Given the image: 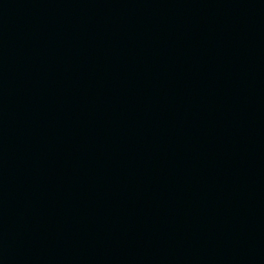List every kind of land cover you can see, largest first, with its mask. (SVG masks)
I'll list each match as a JSON object with an SVG mask.
<instances>
[{
  "label": "water",
  "instance_id": "obj_1",
  "mask_svg": "<svg viewBox=\"0 0 264 264\" xmlns=\"http://www.w3.org/2000/svg\"><path fill=\"white\" fill-rule=\"evenodd\" d=\"M0 264H264V0H0Z\"/></svg>",
  "mask_w": 264,
  "mask_h": 264
}]
</instances>
